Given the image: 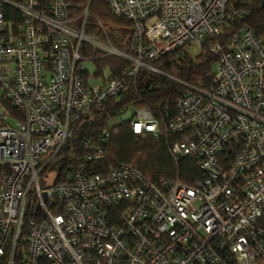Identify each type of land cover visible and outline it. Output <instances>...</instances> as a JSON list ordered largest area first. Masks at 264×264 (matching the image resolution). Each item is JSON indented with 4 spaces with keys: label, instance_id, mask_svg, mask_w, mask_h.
<instances>
[{
    "label": "built area",
    "instance_id": "1",
    "mask_svg": "<svg viewBox=\"0 0 264 264\" xmlns=\"http://www.w3.org/2000/svg\"><path fill=\"white\" fill-rule=\"evenodd\" d=\"M105 1L131 22L133 55L85 32L104 31L91 0L79 15L65 0H0V264H264V40L243 21L248 11L231 0ZM6 6L23 18L20 37ZM223 35L211 47L214 90L174 80L184 91L168 119L131 105L116 117L134 135L174 137V164L188 159L202 173L191 185L150 182L126 163L102 173V147H72L80 120L127 80ZM95 55L128 68L110 77Z\"/></svg>",
    "mask_w": 264,
    "mask_h": 264
},
{
    "label": "trees",
    "instance_id": "2",
    "mask_svg": "<svg viewBox=\"0 0 264 264\" xmlns=\"http://www.w3.org/2000/svg\"><path fill=\"white\" fill-rule=\"evenodd\" d=\"M18 2L19 0H9ZM72 15H79L84 5L89 0H65ZM236 7H244L248 14L244 20L264 40V4L261 0H231ZM90 14L97 18L104 31L98 26L91 25L85 32L108 38L115 49L126 55H133V27L130 21L124 18H117L111 14L105 0H91ZM6 20L14 36L20 37L23 25L22 16L11 7H5ZM94 22V20H90ZM226 36H219L195 52L189 53L186 49L180 48L151 65L160 74L141 70L136 79L127 80L124 92L105 105L93 108L77 124L75 141L72 147L78 151L82 149V141L88 140L92 144L102 147L105 154L103 166L98 169L107 173L119 163H126L140 171L146 180L159 182L164 179H179L183 183L191 185L193 180L202 176V173L188 159L180 161L176 166L169 154V145L174 137L163 135L155 139L152 135L137 136L131 132L130 124L123 122L116 126H110L111 119L119 115V110L134 106L145 109L156 117L159 115L168 119L174 113L176 101L184 89L174 80L188 83L205 91L214 90L212 77L214 65L218 55L211 51L216 43L224 44ZM95 65L98 70L108 68L110 77L121 75L127 68L128 63L124 60L95 55ZM10 116L22 120L23 114L14 108L9 102L4 104ZM168 110V116L165 111ZM70 145H66L60 157L58 168L59 184L63 181L64 172L68 171L66 156L70 152ZM232 154V153H231ZM24 234V233H23ZM22 247L25 244H21ZM8 258V254L4 258ZM19 257L17 258V261ZM3 262V263H4Z\"/></svg>",
    "mask_w": 264,
    "mask_h": 264
},
{
    "label": "rangeland",
    "instance_id": "3",
    "mask_svg": "<svg viewBox=\"0 0 264 264\" xmlns=\"http://www.w3.org/2000/svg\"><path fill=\"white\" fill-rule=\"evenodd\" d=\"M75 27V26H74ZM193 54V53H192ZM120 123V119L119 118H115V119H111L110 120V126H116ZM54 183V175L50 176V179L47 181V186H52Z\"/></svg>",
    "mask_w": 264,
    "mask_h": 264
},
{
    "label": "water",
    "instance_id": "4",
    "mask_svg": "<svg viewBox=\"0 0 264 264\" xmlns=\"http://www.w3.org/2000/svg\"><path fill=\"white\" fill-rule=\"evenodd\" d=\"M262 4H264V2Z\"/></svg>",
    "mask_w": 264,
    "mask_h": 264
}]
</instances>
